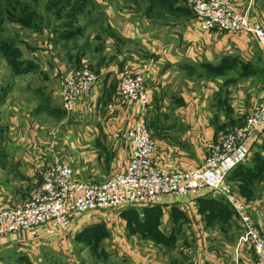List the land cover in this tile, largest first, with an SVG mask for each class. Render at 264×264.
Listing matches in <instances>:
<instances>
[{"label":"crops","instance_id":"0c3cea01","mask_svg":"<svg viewBox=\"0 0 264 264\" xmlns=\"http://www.w3.org/2000/svg\"><path fill=\"white\" fill-rule=\"evenodd\" d=\"M165 1L171 2V7L159 14H127L122 18L110 14L107 37L98 40L99 35L93 32L85 36L82 47L70 36L45 31L37 36L41 38L39 45L24 44L32 52L26 56L20 51L19 71L0 56L9 74L0 117L10 140L15 138L7 154L11 161L23 164L30 178L18 204L40 181L35 165L41 156L62 157L72 167L73 179L79 181L100 182L123 171L130 152L122 133L141 117L154 140L153 158L158 166L169 171L198 167L207 147L227 128L241 124L264 98V52L251 35L203 31L182 0ZM230 3L250 22L264 26V0ZM175 7L185 9L186 14L174 11ZM37 48L41 55L35 54ZM84 64L95 70L98 80L79 99L76 109L65 113L61 107L63 79L71 68ZM126 68L144 78L147 104L143 109L117 101L119 77ZM35 74L49 80L34 87ZM47 91L57 93L51 96L60 98L61 109L53 106L52 100V107L39 100ZM47 95L50 97V92ZM51 108L60 116H54ZM244 146L248 156L243 165L253 155L264 153V121L246 138ZM256 193L249 200L255 203L253 220L263 228L264 189ZM174 206L180 209L176 213L188 217V239L192 240L188 264H256L238 216L219 193L203 189L196 196H167L159 203L145 205L163 210L166 224ZM73 228L58 236H41L38 242L23 235L2 238L0 264H17L21 251L37 257H28L30 264H43L41 250L56 255L68 248Z\"/></svg>","mask_w":264,"mask_h":264},{"label":"built area","instance_id":"2783aa9c","mask_svg":"<svg viewBox=\"0 0 264 264\" xmlns=\"http://www.w3.org/2000/svg\"><path fill=\"white\" fill-rule=\"evenodd\" d=\"M182 1L203 31L249 34L264 52V26L250 22L232 7L231 0ZM97 80L98 74L86 65L71 68L62 82V108L68 113L74 111L79 99ZM117 101L120 105L133 103L143 109L147 104L143 76L124 69L119 77ZM263 121L264 99L251 108L241 124L227 128L216 143L207 147L200 166L187 170L169 171L156 164L154 140L142 117L122 133L130 152L126 168L106 180H75L72 167L62 157L41 156L35 165L39 183L20 204L0 208V239L9 235L58 236L71 231L87 213L125 210L159 203L167 196H196L209 189L219 193L231 206L256 264H264V224L260 228L253 220L255 203L233 192L226 183L230 171L248 156L244 141Z\"/></svg>","mask_w":264,"mask_h":264},{"label":"rangeland","instance_id":"374dc122","mask_svg":"<svg viewBox=\"0 0 264 264\" xmlns=\"http://www.w3.org/2000/svg\"><path fill=\"white\" fill-rule=\"evenodd\" d=\"M0 4L3 5L0 6V23L3 26L0 39H11L14 46L18 48L19 54L22 51V54L25 53L26 56H29L32 51H28L24 44L28 43L32 47L39 45L38 40L41 38L37 36L45 31L70 36L76 41L78 47H82L84 38L88 34L95 32L94 35H99L98 40L107 37L111 24L110 14L120 18L127 14L152 15L165 12L171 7V5L162 6L163 2L160 3L159 0H11L10 6L2 2ZM81 5L82 9L83 7L85 9L82 10ZM18 15L24 16L26 23L32 26L27 27L9 20ZM92 20H95V23ZM31 36H34V40ZM113 39L117 40V37L114 36ZM4 44L0 42V46ZM39 50L40 48H37L35 54L41 55ZM10 53H12L11 50ZM0 56L7 61V54L3 55L0 52ZM30 57L38 63L34 56ZM88 67L91 68L90 65ZM8 75V71L0 61V105L7 94L8 86L5 83H8ZM34 77H36L33 81L34 87L39 83L45 84L49 80H44L40 74H35ZM49 92L50 97L47 95ZM52 92L47 91V94L42 92L43 98L39 95V100L42 103L46 101L47 107H52L51 100L53 106L60 107V98L51 96ZM54 94L57 93L54 92ZM51 111L54 116L61 114L52 108ZM63 111L67 113L64 109ZM14 140L15 138L10 140L0 117V205L6 204L5 206L17 205L30 186V178L23 164L14 159L11 161L7 154L13 149ZM226 183L233 192L246 199H254L256 192L264 189V153L253 155L252 159L240 169L229 173ZM176 210L180 209L175 206L171 208L173 215L168 224L164 222L163 210L158 207H145V205L111 212L102 210L87 213L74 226L73 239L69 240L66 246L68 248H63L56 255L41 250L42 263L188 264V245L192 241L188 239V217L181 212L176 213ZM26 240H20V242L25 243ZM35 240L41 241L40 238ZM24 247L28 248L26 244ZM25 252L27 251H21V261L17 264H30V260L37 259L32 255L25 256Z\"/></svg>","mask_w":264,"mask_h":264},{"label":"trees","instance_id":"16d2710c","mask_svg":"<svg viewBox=\"0 0 264 264\" xmlns=\"http://www.w3.org/2000/svg\"><path fill=\"white\" fill-rule=\"evenodd\" d=\"M161 1L163 2L162 6H168V4H171L170 0H169L170 3H165L164 0H159L160 3H161ZM0 2L6 3L5 4L6 6H10L11 0H0ZM0 6H3V5L0 4ZM0 11H1V9H0ZM174 11H176V12L178 11L181 14H186V10L182 9L181 7H175ZM0 15H1V13H0ZM9 20L19 22L21 25H24V26H27V27H31L32 26V24H27L26 20H25V17L21 16V15L20 16L18 15L15 18L9 19ZM2 31H3V26H2V23H0V35H1ZM0 42L5 43L3 46H0V52L3 55L7 54V58L6 59L10 63V65L13 67L14 71H19V69H20L19 68V61L17 60V57L19 56L18 48L14 46V43L11 40L0 39ZM11 43H13V47H11ZM10 50L12 51V53H10ZM242 166H243V164H240V165L236 166L235 168H233L230 171V173L232 171L236 170V169H240V167H242Z\"/></svg>","mask_w":264,"mask_h":264}]
</instances>
